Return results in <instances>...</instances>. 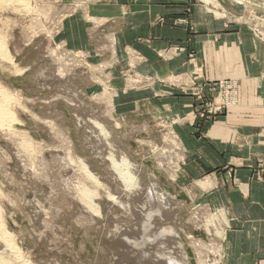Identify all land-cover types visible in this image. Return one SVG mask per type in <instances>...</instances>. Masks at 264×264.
<instances>
[{"label": "rangeland", "instance_id": "1", "mask_svg": "<svg viewBox=\"0 0 264 264\" xmlns=\"http://www.w3.org/2000/svg\"><path fill=\"white\" fill-rule=\"evenodd\" d=\"M10 1L0 0V98L9 95L4 102L9 114L0 123V255L7 264H148L153 256L162 258L166 251L159 245L166 240V247L180 241L172 251L177 264H227L222 255L224 213L209 210L195 193L192 178H182L184 157L173 130L148 113L146 97L135 112L121 115L115 93L122 83L107 76L113 65L99 62L89 49L64 42L62 27L73 14L79 16L78 28L88 29L94 44L100 42L101 23L86 12L88 5L102 0ZM253 4L252 8H264ZM245 6L250 7L246 0H224L213 11L242 23L245 18L234 11ZM119 75L124 87L146 89L145 79L133 76L130 68H120ZM216 96L205 95L201 103ZM70 105H77V112ZM94 118L104 129L101 134L91 125L98 143L86 135L85 125ZM111 159L121 171L136 175L137 187L126 189L129 197L118 189V171ZM152 181L154 200L161 206V215L153 213V226L171 220L175 238L149 241L143 246L149 256L143 259L141 250L128 242L139 240L141 214L127 212L145 202ZM84 187L90 190V203L81 198ZM120 200L125 207H120ZM143 209H149L146 202Z\"/></svg>", "mask_w": 264, "mask_h": 264}, {"label": "crops", "instance_id": "2", "mask_svg": "<svg viewBox=\"0 0 264 264\" xmlns=\"http://www.w3.org/2000/svg\"><path fill=\"white\" fill-rule=\"evenodd\" d=\"M220 1L102 0L86 12L101 23L98 44L75 14L62 33L69 47L113 65L107 76L122 83L115 93L121 115L146 97L148 113L173 130L182 178H192L209 210L224 213L226 263L264 264V8H252L264 0H246L249 8L234 11L242 23L216 15ZM120 68L145 79L146 89L124 87ZM218 80L237 82L235 103L200 116L206 105L196 93L211 98Z\"/></svg>", "mask_w": 264, "mask_h": 264}, {"label": "bare ground", "instance_id": "3", "mask_svg": "<svg viewBox=\"0 0 264 264\" xmlns=\"http://www.w3.org/2000/svg\"><path fill=\"white\" fill-rule=\"evenodd\" d=\"M3 1H5V0H3ZM9 1V0H8ZM11 1H13V0H11ZM10 1V2H11ZM7 2V1H6ZM1 3V2H0ZM2 4V3H1ZM2 8V7H1ZM91 18V17H90ZM91 19H96V18H94V17H92ZM112 37V36H111ZM112 38H114V37H112ZM1 40V39H0ZM112 40V39H111ZM0 44H1V41H0ZM2 48V47H1ZM1 55H3V50H2V52L0 53ZM5 54V53H4ZM6 55V54H5ZM2 57V56H1ZM3 57H5L6 58V56H3ZM64 76V75H63ZM50 81V80H49ZM48 81V82H49ZM59 81V80H58ZM47 82V81H46ZM45 84V83H44ZM50 85V87H51V84H49ZM56 88V87H55ZM69 88V87H68ZM57 89V88H56ZM71 90V89H70ZM6 92V91H5ZM3 93H4V91H3ZM68 93V92H67ZM1 96H2V98H0V123H1V121L3 120V118L4 117H6L8 114H9V110H8V108L6 107V105H5V99L7 98V96L9 97V95H7L6 96V94L5 95H2L1 94ZM61 96V95H60ZM107 99H108V97H107ZM71 102H72V100H71ZM73 102H74V100H73ZM108 102V101H107ZM69 103V102H68ZM70 104V103H69ZM72 105V104H71ZM71 105H70V107H71ZM68 106V105H67ZM77 106V105H76ZM76 106H75V108H76ZM69 107V108H70ZM75 108H73L72 109V107H71V109L73 110V111H76L75 110ZM80 108V107H79ZM79 111V110H78ZM77 112V111H76ZM75 113V112H74ZM76 114V113H75ZM77 114H79V113H77ZM81 115H82V113H81ZM80 115V116H81ZM78 120V119H77ZM82 121H83V119H81ZM89 120V119H88ZM4 121V120H3ZM7 121V120H6ZM80 121V120H79ZM89 122H90V124H87V125H85L86 127H87V129H88V131L85 133L86 135H90L91 137H94L95 138V140H93L94 142H96V143H98V139H97V137L96 136H94V134H93V129H92V127H91V125L92 126H97L98 128H99V131L101 132V134L102 133H104V129L102 128V127H100V123H98L97 122V120L94 118V119H91V120H89ZM80 124V123H79ZM9 125V124H8ZM95 128V127H94ZM19 132V131H18ZM24 135V134H23ZM17 136H18V134H17ZM20 136V135H19ZM18 136V137H19ZM104 136V135H103ZM26 137V136H25ZM17 138V137H16ZM15 138V139H16ZM20 138V137H19ZM18 138V139H19ZM22 138V137H21ZM24 138V137H23ZM66 139V138H65ZM21 140V139H20ZM24 139H22V141H23ZM27 141V140H26ZM25 141V142H26ZM92 141V140H91ZM17 142V141H16ZM21 142V141H20ZM19 142V143H20ZM23 144V143H22ZM94 144V143H93ZM21 145V144H20ZM29 146H31V144L29 145ZM64 147V146H63ZM66 147V146H65ZM28 149H29V147H27ZM69 152V151H68ZM61 158V157H60ZM114 158V157H113ZM41 159V158H40ZM70 161V160H69ZM116 161V160H115ZM114 160H112L111 159V161H109V163L111 162V165L112 166H114L115 167V169L118 171V174H117V172H115L119 177H116L119 181V183L116 181V180H114V181H116L118 184H120V186H118V189H120V188H122V194H124L123 195V197L124 196H126L127 194H128V197H129V193H130V191H129V193H127V188H132V187H130V186H134V187H137V185L135 186V184H137V183H135V181H134V176H136V175H132V174H129L128 172H123V171H121V169L120 168H118L117 167V161L115 162ZM124 163V165H126V161L124 160L123 161ZM83 163V162H82ZM75 164V163H74ZM84 164H82V166H83ZM121 165V164H120ZM120 167H122V166H120ZM74 168H75V166H74ZM85 169V168H84ZM125 170V169H124ZM43 171V170H42ZM84 171H86V174L87 175H89V177H91L94 181H96L95 179V177H94V175L88 170V169H86V170H84ZM49 172V171H48ZM47 172V173H48ZM74 174V173H73ZM116 174H115V176H116ZM135 174V173H134ZM81 177H83V176H81ZM73 178V177H72ZM138 179V178H137ZM92 180V181H93ZM93 181V182H94ZM79 182V181H78ZM83 181H81V183H82ZM115 182V183H116ZM54 183V182H53ZM80 183V184H81ZM84 183V182H83ZM135 183V184H134ZM206 183V182H205ZM87 184H89V183H87ZM86 184V185H87ZM209 184V183H208ZM84 186H85V184H83ZM82 184H81V186H83ZM155 182H151L150 184H148V186L146 187V196H145V202L147 203V205H149V209L148 210H144L143 208H145V202H139V204L138 205H136L135 207H133V206H131L130 208L131 209H129L130 211L129 212H127L128 214L130 213L131 215L132 214H136L137 216H139V214H141L140 216V223L142 222V224H139L138 223V227H139V229H138V234L140 235H138L139 237V240H137L136 238L134 239V240H128V242H131V243H129V245H130V247H132L134 250H137V248H139L140 250H141V252H139L140 253V257L141 258H146L147 256H149V253H147V252H149V250H148V248H144L143 246H149V244H146V243H149V241H153V240H157V242L159 243V242H163L162 240H166V237L163 239V236H166V235H169V236H171L172 238H175L174 236H172L173 235V233H174V228H173V222L171 221V220H167V219H163V220H166V221H164V223L163 224H159V226H158V228H156V227H154L153 226V215H155L156 213H160V215H161V212H160V208H161V206L159 205V207H158V205H156L157 203H156V201L154 200V196H157L156 195V190H155ZM122 186V187H121ZM206 186H207V183H206ZM205 186V187H206ZM85 187H87V186H85ZM84 187V189H82L83 191H82V194H81V198L83 199V201H85V202H88V203H90L91 201V196H90V190L89 189H87V188H85ZM120 187V188H119ZM142 187V186H141ZM209 187V186H208ZM81 188H79V190H80ZM106 189V188H105ZM78 190V189H77ZM121 190V189H120ZM125 190H126V193H125ZM130 190V189H129ZM74 191V190H73ZM94 191V190H93ZM132 191H134V189L132 190ZM143 192V191H142ZM77 193V192H76ZM79 193V192H78ZM132 194H133V192H131ZM131 194V195H132ZM92 195H93V192H92ZM134 195V194H133ZM77 196V195H76ZM110 196V195H109ZM79 197V196H78ZM77 197V198H78ZM122 197V198H123ZM137 197V196H136ZM80 198V197H79ZM112 198V197H111ZM139 199L138 200H140V195H139V197H138ZM119 199H120V197H119ZM129 200V199H128ZM127 200V201H128ZM133 200H134V197H133ZM90 201V202H89ZM119 201V200H118ZM117 201V202H118ZM121 201H123V200H120V202H118V203H120L119 205H120V207H121V205L123 206V207H125L126 205L124 204V202H121ZM129 202V201H128ZM132 202V201H131ZM131 202H130V204H131ZM137 202V201H136ZM113 203V202H112ZM141 203H143V204H141ZM116 202H115V207H116ZM128 204V203H127ZM133 204V203H132ZM135 204V203H134ZM168 204V203H167ZM89 205H91V204H89ZM127 206H129V205H127ZM86 207V206H85ZM90 207V206H89ZM110 207V206H109ZM113 208H114V206H113ZM113 208H111V209H113ZM129 208V207H128ZM163 208H169V206H163ZM90 209V208H89ZM124 209H126V208H124ZM94 210V209H93ZM97 210V209H96ZM118 210V209H117ZM120 210V209H119ZM123 210V209H122ZM114 211V210H113ZM116 211V210H115ZM124 211V210H123ZM125 211H127V210H125ZM144 211V212H143ZM116 213V212H115ZM122 213V212H121ZM153 213H155V214H153ZM135 214H134V216H135ZM119 215V214H118ZM121 215V214H120ZM128 216V215H127ZM134 216H133V221H134ZM137 218V217H136ZM135 218V219H136ZM118 221V220H117ZM129 221H131V220H129ZM133 221H131V222H133ZM136 222H137V220H135ZM114 222V221H113ZM116 222V221H115ZM124 222V221H123ZM127 222V221H126ZM136 222L134 223V224H136ZM129 224H131L130 222H128ZM127 223V224H128ZM126 224V223H125ZM126 224V225H127ZM126 225H125V227H126ZM137 225V224H136ZM114 226V225H113ZM130 226V225H129ZM132 227H133V225H132ZM135 227V226H134ZM154 227V228H153ZM128 228V227H127ZM131 228V227H130ZM1 229V228H0ZM123 229V228H122ZM130 230V229H129ZM124 231V230H123ZM132 231H133V229H132ZM110 232V231H109ZM131 232V231H130ZM116 233V232H115ZM152 236V238H150ZM117 237V236H116ZM147 241V242H146ZM169 241V240H168ZM166 242H167V240H166ZM165 242V243H166ZM164 242L163 243H161L160 245H159V249H164L166 252H163V250H162V253H161V255H163L162 256V258L161 257H159V256H153V259L151 260V262H149L148 264H177V262H178V259H176V257L173 255V254H176V253H173L172 254V251H173V249H175L174 247H178V246H180L179 245V243H180V241H174L173 243H168L169 244V247H166L167 245L165 244ZM8 244H11V243H8ZM146 244V245H145ZM172 244V245H171ZM7 245V244H6ZM151 245V244H150ZM9 246H11V245H9ZM153 246V245H152ZM12 247V246H11ZM14 247V246H13ZM155 247V246H154ZM10 248V247H9ZM131 248V249H132ZM158 248V247H157ZM156 252H157V250H156ZM176 252V251H175ZM151 253V252H150ZM158 253H159V251H158ZM134 254V253H133ZM154 254V253H153ZM135 255V254H134ZM138 255V254H137ZM180 255V254H179ZM139 256V255H138ZM219 256V255H218ZM135 257V256H134ZM133 257V258H134ZM137 257V256H136ZM156 259H155V258ZM132 258V257H131ZM132 258V259H133ZM152 258V257H151ZM139 259V258H138ZM137 259V260H138ZM140 260V259H139ZM181 260H182V258H181ZM180 260V261H181ZM12 261V260H11ZM131 262V261H130ZM141 262V261H140ZM0 264H7V260H6V257L5 256H2V255H0Z\"/></svg>", "mask_w": 264, "mask_h": 264}, {"label": "built area", "instance_id": "4", "mask_svg": "<svg viewBox=\"0 0 264 264\" xmlns=\"http://www.w3.org/2000/svg\"><path fill=\"white\" fill-rule=\"evenodd\" d=\"M263 25H264V20ZM257 35L261 36L260 33L256 32ZM211 90L215 92L217 95L216 99L212 98L210 103H207V108L201 114V116L206 113L207 115L215 114L216 112H221L222 110L226 109L228 106L233 105L235 103L236 94H237V83L232 80H219L216 83L210 85ZM198 99H201L200 102L205 101V95L203 94V90H199L196 93ZM219 99V101H218Z\"/></svg>", "mask_w": 264, "mask_h": 264}]
</instances>
